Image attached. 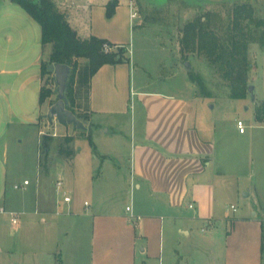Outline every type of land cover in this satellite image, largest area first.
I'll return each mask as SVG.
<instances>
[{
	"label": "crops",
	"instance_id": "obj_1",
	"mask_svg": "<svg viewBox=\"0 0 264 264\" xmlns=\"http://www.w3.org/2000/svg\"><path fill=\"white\" fill-rule=\"evenodd\" d=\"M60 3L76 5V0ZM13 4L17 3L0 0V33L6 37L18 28L26 33ZM105 4L102 6L105 31L92 24L91 16L89 24H76L78 15L73 18L72 10L67 13L69 22L82 38L96 35L124 45L119 38L120 28L112 26L119 4L111 18L106 16ZM97 6L89 5L88 12L91 14ZM133 11L130 7V25L137 18H132ZM127 58L125 62L106 64L99 69L91 79L88 107L79 110L89 115L88 122L92 124L94 146L90 143V150L95 162L89 165V170L95 171L96 185L103 179L105 160L117 151L111 144L102 148L97 142L101 128L107 126L103 132L105 142L119 139L130 146L128 175L122 181L125 188L121 192L128 203L124 213H120L100 201L85 199L82 204L72 199L67 213L81 218L79 223L63 226L65 233L84 230L90 233L91 264H264V115L244 133L234 122L224 130L220 121L199 119L206 117L205 104L197 96L190 75L187 85L190 91L186 93L146 88L132 92L133 58L129 55ZM2 73L20 75L22 70H2ZM26 81L0 83V141L7 130L28 127L21 117L27 105ZM133 93L138 97V106L130 111ZM41 106L50 109L52 105L47 101ZM42 117L40 122L44 123ZM129 125L131 130H123ZM70 127L67 124V131ZM237 139L242 144L232 143ZM4 141L0 165L5 166L8 142ZM74 150L70 158L78 151ZM240 169H244L241 173L248 186L244 196L255 199L250 215L230 216L226 198L240 187ZM6 179L9 180L7 170ZM115 179L112 176L110 183L114 184ZM111 189L116 190L114 185ZM53 206L44 210L49 212ZM181 237H185L183 242ZM176 245H183L184 249Z\"/></svg>",
	"mask_w": 264,
	"mask_h": 264
},
{
	"label": "rangeland",
	"instance_id": "obj_2",
	"mask_svg": "<svg viewBox=\"0 0 264 264\" xmlns=\"http://www.w3.org/2000/svg\"><path fill=\"white\" fill-rule=\"evenodd\" d=\"M61 1L56 0L63 12L72 10L73 18L78 15L76 24H87L91 16L92 24L99 31H105L107 24L102 6L108 0H93L91 3L76 0V5L69 6L62 5ZM130 2H133V10L138 13L132 25L129 17ZM240 3L252 4L256 18H264V0H121L112 26L120 28L119 38L130 50L129 53L121 51L119 46H115L113 50L124 57L129 55L133 58L130 83L132 92L146 88L166 93H186L189 90V75L192 73L203 79L205 92L210 94L202 96L195 83L197 96L203 98L206 110V117L199 116V119L206 118L218 123L220 121L225 130L230 128L231 122L237 124L241 118L251 130L250 126L258 123L257 112L264 109V46L259 43L249 46V58L253 64L248 74L249 84L254 85L256 98H252L247 91L245 98L236 99L230 96L229 82L215 70L205 55L198 50L185 51L182 45L183 30L188 22L201 17L206 21L209 16L211 28L222 34L230 25L232 9ZM91 4L98 6L90 14L88 9ZM13 8L19 14L17 19L25 27L26 33L23 34L21 28H18L6 37L1 35L0 30V83L27 80V105L22 110L21 117L28 127L7 130L3 141H0V161L4 139L8 142L7 163L5 166L0 165V207L6 208L5 213H0V264H91L90 233L84 230L67 234L64 231L63 226L79 223L81 217L67 213L72 203L64 202L62 191L57 189V181L64 180L73 201L82 204L85 199L100 201L103 206L108 205L124 213L128 198L121 192L125 188L122 181L128 175L130 146L119 139L105 142L103 132H106L107 126L99 127L102 133L96 136L97 142L102 148L111 144L117 151L103 165L101 178L105 182L100 181L96 185L95 171L89 170V165L95 162V158L86 133L73 125L67 131V124L50 121L45 117L49 109L40 105V62L49 58L52 45L49 44L43 49L40 24L22 6L13 4ZM79 62L84 65L87 60L81 58ZM187 62L191 64L190 70ZM19 69L22 70L20 75L1 74L2 70L15 72ZM48 78L51 79H46ZM50 79L48 84L56 88ZM52 98L56 101L57 96ZM137 98L133 93L129 102L130 111L138 106ZM40 116H43L44 123L40 122ZM82 121L90 125L88 121ZM123 130H131L130 125ZM70 133L75 138L70 145L78 151L69 159L59 155L58 145ZM46 134L54 136L48 153H44L42 148L43 136ZM232 143L242 144L240 139L232 140ZM240 154L239 152L238 156ZM6 170L9 172V180L6 179ZM242 171L244 169L239 172V189H235L226 198L230 206V216L250 215L255 199L244 196L248 186ZM112 176L116 178L114 184L110 183ZM25 178L31 180L32 184L26 189H15L14 185L21 184ZM232 181L234 183L235 179ZM94 184L96 190L92 194ZM113 185L117 190L115 192L111 189ZM73 186L76 187L75 191H72ZM231 204L236 207V211ZM52 205L54 206L51 211H45ZM11 212L18 214L19 224H13ZM183 239L185 237H181L182 242ZM176 247L184 249L183 245Z\"/></svg>",
	"mask_w": 264,
	"mask_h": 264
},
{
	"label": "trees",
	"instance_id": "obj_3",
	"mask_svg": "<svg viewBox=\"0 0 264 264\" xmlns=\"http://www.w3.org/2000/svg\"><path fill=\"white\" fill-rule=\"evenodd\" d=\"M22 6L41 26V42L45 48L52 45V51L47 60L41 62V78L43 85L40 92V104L49 101L53 105L56 101V88L48 84L47 77H51L55 85V78L48 71L51 63L67 64L72 68L68 81L66 97L69 108L82 120L89 121V115L79 113L82 106L88 107L89 93L92 77L106 64H118L128 60L120 52L113 50L119 46L121 51H128L126 45H117L106 38L91 35L82 38L78 31L72 27L56 0H12ZM119 0H110L106 5V16L111 18L116 13ZM211 18V17H210ZM209 16L206 21L202 17L190 21L184 28L182 45L185 51L198 50L205 55L209 63L221 76L229 82L230 96L232 98H245L249 87V71L253 67L249 58V46L259 43L264 46V18H256L255 9L250 3H240L232 9L230 25L218 34L211 28ZM106 45L110 49L106 50ZM84 58L87 63L80 65L79 60ZM190 79L196 83L202 96H210L205 92L203 79L190 73ZM57 100V99H56ZM82 101H85L83 103ZM264 109L257 112V119L262 120ZM92 126V124H91ZM94 146L91 130H83ZM53 135L43 136L42 148L44 153L50 151ZM74 136H66L58 145L59 155L70 158L75 150L70 145Z\"/></svg>",
	"mask_w": 264,
	"mask_h": 264
},
{
	"label": "water",
	"instance_id": "obj_4",
	"mask_svg": "<svg viewBox=\"0 0 264 264\" xmlns=\"http://www.w3.org/2000/svg\"><path fill=\"white\" fill-rule=\"evenodd\" d=\"M186 65L188 70H190V62H187ZM48 71L52 73L55 78L57 100L50 107L45 117L48 118L50 121H54L56 119L61 123L73 125L76 129L91 130L92 126L86 125L85 122L78 118L68 106L66 90L68 86V81L72 73V68L67 64L51 63L48 66ZM248 92L252 96V98H256L254 85H249Z\"/></svg>",
	"mask_w": 264,
	"mask_h": 264
},
{
	"label": "built area",
	"instance_id": "obj_5",
	"mask_svg": "<svg viewBox=\"0 0 264 264\" xmlns=\"http://www.w3.org/2000/svg\"><path fill=\"white\" fill-rule=\"evenodd\" d=\"M86 1L90 3V2H92L93 0H86ZM133 6H134L133 2H130V7H131V9H134ZM137 14H138V13H137L136 11H133V12H132V15H131L132 18L137 17ZM105 47H106V50L110 49V47H109L108 45H106ZM237 126H238V129H239V131H240L241 133L246 132L247 125L245 124V122H244L243 120H238V122H237ZM29 184H30V180L27 179V180H24L21 184H15L14 187H15V189H26L27 186H28ZM57 189H58L59 191H62L64 202H66V203H70V202H72V198H71V196L68 194V191H67V189H66V185H65L63 179H59V180L57 181ZM85 204L88 205V202H86ZM232 209H233L234 211H236V207H235L234 205H232ZM127 210H128V211H131V207L128 206V207H127ZM5 212H6V208H5L4 206H1V207H0V213H5ZM11 215L13 216V218H12V222H13V224H14V225L19 224V223H20V219H19L18 214L15 213V212H11Z\"/></svg>",
	"mask_w": 264,
	"mask_h": 264
},
{
	"label": "flooded vegetation",
	"instance_id": "obj_6",
	"mask_svg": "<svg viewBox=\"0 0 264 264\" xmlns=\"http://www.w3.org/2000/svg\"><path fill=\"white\" fill-rule=\"evenodd\" d=\"M202 0H198V2H201Z\"/></svg>",
	"mask_w": 264,
	"mask_h": 264
}]
</instances>
